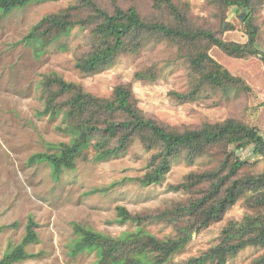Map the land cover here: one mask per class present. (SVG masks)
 <instances>
[{
  "label": "trees",
  "instance_id": "obj_1",
  "mask_svg": "<svg viewBox=\"0 0 264 264\" xmlns=\"http://www.w3.org/2000/svg\"><path fill=\"white\" fill-rule=\"evenodd\" d=\"M56 0H0V9L10 12L34 2ZM78 0L55 14L44 16L25 38L40 50L75 29L90 31L88 51L75 68L82 74L95 75L110 69L119 58L142 52L150 43L167 42L177 47L179 58L188 66L189 88L173 92L182 103L195 101L203 93H228L235 89L250 93L244 78L233 75L212 55L214 48L234 59L260 58L259 26L255 15L264 0H213L220 21L217 28L192 15L186 2L150 0L145 7H122L120 0ZM236 8L248 17L244 26L246 43L228 41L224 34L238 27L226 20L229 10ZM83 14V15H82ZM141 80H154L156 71L137 74ZM43 101L41 114L62 117L58 129L68 142L51 144L49 152L34 154L31 161L48 163L55 180L84 158L90 147L94 158L102 161L127 154L135 143L147 152L145 173L133 181L143 185H159L178 161L194 165L205 160L203 171L191 172L173 191L190 195L186 203L172 206L153 215L131 214L118 207V220L131 224L133 231L113 237L73 223L74 256L95 253V264H228L241 252L255 248L261 254L250 264H264V172L254 171L257 162L238 153L252 148V154L264 157V133L255 126L235 118L199 126L171 127L148 116L138 106L131 84L116 86L109 97L87 92L79 83L68 82L57 73L44 75L40 82ZM110 187L97 189L107 192ZM243 202L247 213L241 221H229L220 239L200 255L185 263L174 261L195 233L222 222L227 213ZM167 222L177 230L175 237L160 239L145 228L146 224ZM10 227V226H9ZM38 224L28 219L26 233L19 245L6 251L0 264H16L38 255L28 247L39 242Z\"/></svg>",
  "mask_w": 264,
  "mask_h": 264
},
{
  "label": "rangeland",
  "instance_id": "obj_2",
  "mask_svg": "<svg viewBox=\"0 0 264 264\" xmlns=\"http://www.w3.org/2000/svg\"><path fill=\"white\" fill-rule=\"evenodd\" d=\"M149 1L120 0V4L125 8L145 7ZM176 1L188 3L192 15L206 24L215 28L220 24L213 0ZM103 2L110 6L108 0ZM76 5L78 0H56L34 2L10 12L0 9V260L11 246L20 244L28 219L33 216L39 226V242L30 245L28 251L38 257L16 264H95V253L72 254L73 223L113 237L133 231V225L118 220V207L131 214L156 215L186 203L190 195L170 187L180 184L191 172L203 171L207 164L205 160L194 165L178 161L161 184L143 186L133 179L144 175L152 152L135 143L127 154L99 161L90 147L85 157L77 160L75 170L65 171L60 180H55L48 163L31 161L34 154L49 152L51 144L69 141L58 129L63 126L62 117L41 114L44 107L40 82L44 75L57 73L105 98L116 86L131 84L144 113L171 127L235 118L264 133V62L260 58L234 59L214 48L211 55L233 75L244 78L250 93L235 89L226 94L205 92L195 101L182 103L172 93L189 88V70L172 44L150 43L139 54L119 58L108 70L85 75L75 65L88 51L89 30L75 28L43 50L25 39L44 16ZM244 13L240 15L236 8L227 12L226 20L238 29L225 33V40L247 42L242 24L246 21L242 20ZM255 21L260 29L258 47L264 51V6ZM151 70L156 71L154 80L137 76ZM238 154L257 162L256 173L264 172V157L253 155L252 148ZM112 184L116 186L107 192L97 191ZM246 213L244 203H238L222 222L195 233L174 261L185 263L217 244L228 222L241 221ZM145 228L160 239L177 235V230L163 221L146 224ZM260 254L257 249L248 248L228 264H250Z\"/></svg>",
  "mask_w": 264,
  "mask_h": 264
},
{
  "label": "water",
  "instance_id": "obj_3",
  "mask_svg": "<svg viewBox=\"0 0 264 264\" xmlns=\"http://www.w3.org/2000/svg\"><path fill=\"white\" fill-rule=\"evenodd\" d=\"M246 16H247V13H244L243 16H242V20H243V21L246 20Z\"/></svg>",
  "mask_w": 264,
  "mask_h": 264
}]
</instances>
